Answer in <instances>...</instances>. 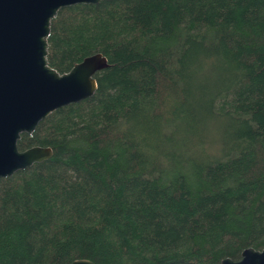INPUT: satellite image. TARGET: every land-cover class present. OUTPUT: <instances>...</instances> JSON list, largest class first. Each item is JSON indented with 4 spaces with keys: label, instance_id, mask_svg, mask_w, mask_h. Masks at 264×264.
<instances>
[{
    "label": "trees",
    "instance_id": "trees-1",
    "mask_svg": "<svg viewBox=\"0 0 264 264\" xmlns=\"http://www.w3.org/2000/svg\"><path fill=\"white\" fill-rule=\"evenodd\" d=\"M99 51L93 93L50 111L0 177V264H220L264 247V0L57 9L47 63Z\"/></svg>",
    "mask_w": 264,
    "mask_h": 264
},
{
    "label": "water",
    "instance_id": "water-1",
    "mask_svg": "<svg viewBox=\"0 0 264 264\" xmlns=\"http://www.w3.org/2000/svg\"><path fill=\"white\" fill-rule=\"evenodd\" d=\"M97 1L0 0V177L51 154L48 145L18 149L21 132L30 133L50 111L95 90L94 73L107 65L102 53L87 54L62 72L47 63L46 53L49 22L57 9ZM69 264L95 263L75 258ZM220 264H264V247H244L239 258L225 256Z\"/></svg>",
    "mask_w": 264,
    "mask_h": 264
}]
</instances>
